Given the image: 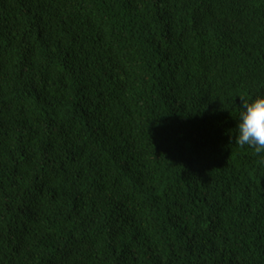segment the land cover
<instances>
[{
	"label": "trees",
	"instance_id": "obj_1",
	"mask_svg": "<svg viewBox=\"0 0 264 264\" xmlns=\"http://www.w3.org/2000/svg\"><path fill=\"white\" fill-rule=\"evenodd\" d=\"M259 95L264 0H0V264H264Z\"/></svg>",
	"mask_w": 264,
	"mask_h": 264
},
{
	"label": "clouds",
	"instance_id": "obj_2",
	"mask_svg": "<svg viewBox=\"0 0 264 264\" xmlns=\"http://www.w3.org/2000/svg\"><path fill=\"white\" fill-rule=\"evenodd\" d=\"M240 98L239 120L234 143L240 147L251 148L255 155L260 156L264 164V95H259L249 101Z\"/></svg>",
	"mask_w": 264,
	"mask_h": 264
},
{
	"label": "bare ground",
	"instance_id": "obj_3",
	"mask_svg": "<svg viewBox=\"0 0 264 264\" xmlns=\"http://www.w3.org/2000/svg\"><path fill=\"white\" fill-rule=\"evenodd\" d=\"M12 82V81H11ZM11 84V83H10Z\"/></svg>",
	"mask_w": 264,
	"mask_h": 264
}]
</instances>
